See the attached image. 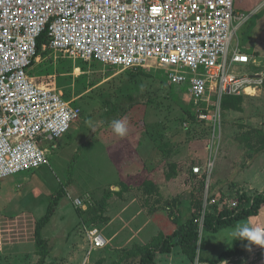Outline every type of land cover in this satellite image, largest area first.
I'll return each instance as SVG.
<instances>
[{
  "label": "rangeland",
  "instance_id": "374dc122",
  "mask_svg": "<svg viewBox=\"0 0 264 264\" xmlns=\"http://www.w3.org/2000/svg\"><path fill=\"white\" fill-rule=\"evenodd\" d=\"M235 8L246 18L230 56L237 45L249 46L255 59L251 67L233 70L264 72V0H236ZM29 73L38 84L63 92L80 112L65 136L41 144L50 166L3 180L0 212L7 246L0 264H38L37 225L57 199L54 216L41 231L52 250L46 264H142L150 252L154 264H206L200 260L244 248L226 235L244 221L216 233L205 230L201 220L205 211L217 219L223 206L239 200L236 187L264 188V85L256 96L244 93L241 103L234 98L232 104H241L242 112L225 109L222 102L220 130L211 122H196L187 88L171 85L153 63L121 70L51 51L42 52ZM113 118L127 119L126 136L112 133ZM120 144L133 146L138 155L133 160L129 152L120 156L121 174L106 150ZM221 158L227 163L220 164ZM196 167L205 172L195 174ZM138 176L141 181L134 179ZM215 176L219 180L211 184ZM142 178L150 181L148 188ZM123 183L129 185L124 192ZM76 199L88 210L77 209ZM192 225L199 233L194 262L181 245V235ZM92 226L108 240L100 250L91 251L87 230ZM166 239L174 246L171 254L161 252ZM221 264H264V249L244 248L242 256Z\"/></svg>",
  "mask_w": 264,
  "mask_h": 264
},
{
  "label": "built area",
  "instance_id": "2783aa9c",
  "mask_svg": "<svg viewBox=\"0 0 264 264\" xmlns=\"http://www.w3.org/2000/svg\"><path fill=\"white\" fill-rule=\"evenodd\" d=\"M235 2L0 0V198L4 179L50 166L41 144L65 136L79 116V108L63 92L30 76L43 35V53L68 52L75 60L121 70L156 64L171 85L187 88L196 120L220 129L223 98L264 85L262 71L233 70L235 65L249 68L255 59L249 46L237 45L230 56L246 18ZM194 173L201 174V167ZM74 203L87 210L82 199ZM238 206L237 200L229 209L237 211ZM6 234L0 212V254L7 246ZM87 237L91 251L106 246L96 226L87 230Z\"/></svg>",
  "mask_w": 264,
  "mask_h": 264
},
{
  "label": "trees",
  "instance_id": "16d2710c",
  "mask_svg": "<svg viewBox=\"0 0 264 264\" xmlns=\"http://www.w3.org/2000/svg\"><path fill=\"white\" fill-rule=\"evenodd\" d=\"M47 42V35H43L42 38L40 39L39 42V48H38V55L42 53V46ZM35 64V63H34ZM33 64V65H34ZM138 70V69H136ZM65 98H67L65 96ZM236 98L237 100L240 101L241 103V96H227L223 98V106L225 109L228 110H234L238 112H242V105L237 104L236 102L232 104V101ZM68 99V98H67ZM193 116H195L193 114ZM196 120V116H195ZM194 120V121H195ZM197 122V120H196ZM120 147L117 148L115 146L107 145V153L109 155L110 160L113 162L115 167L118 169L119 173L121 174L123 171V165L120 161L119 158L120 156H126L127 152L130 153V155H133L131 158L133 160L134 157H137V153L133 151V146H129V144H126V147H122L121 144L119 145ZM142 177V176H141ZM137 181H141L140 176L135 177ZM143 179V178H142ZM143 185H145L146 188L149 187V182L147 179L142 180ZM129 186V185H128ZM128 186L125 185V183L122 184V191H126ZM148 192V191H147ZM58 191L55 194V198L57 196ZM150 193V191H149ZM239 206L237 211L236 210H230L229 208H226L225 206L223 209L218 214L217 219L211 214L205 213L204 215V226L205 230L213 231V232H220L223 228L230 227L234 225L236 222L247 219L253 216H258L260 213V210L264 206V194L263 195H258L254 199L253 203H251V199L247 198L245 194H241L239 196ZM53 204L54 206L58 205V199L54 201V203H51L47 214L42 218L37 225V233H36V240H37V246L39 253L38 255L40 256V260L38 264H46V260L48 256L50 255L51 251L49 247V242L43 238L41 231L43 228H45L51 221L52 217L54 216V209H53ZM88 222V221H87ZM198 222V220H197ZM193 224V223H192ZM178 234L173 235V237H178ZM199 233L194 225L189 228V230L186 233H183L181 235V245L187 247V249L184 251L190 258L192 262L195 261L197 255H196V249H195V244L197 243ZM174 246L170 244L169 239H166L163 245V248L161 252L163 254H171L173 251ZM243 254L242 249H240L238 246L235 248L229 249L226 252L222 253L218 259L216 260H211V259H206L203 258L201 259V263H207V264H221L228 259L234 258L241 256ZM154 258L155 255L153 252H150L147 256V258L142 260V264H154Z\"/></svg>",
  "mask_w": 264,
  "mask_h": 264
},
{
  "label": "clouds",
  "instance_id": "9594fccd",
  "mask_svg": "<svg viewBox=\"0 0 264 264\" xmlns=\"http://www.w3.org/2000/svg\"><path fill=\"white\" fill-rule=\"evenodd\" d=\"M108 126L117 137H124L128 133V121L126 118H113ZM230 240H237L243 244L246 251H253L254 246L264 249V227L253 226L251 222L237 224L226 233Z\"/></svg>",
  "mask_w": 264,
  "mask_h": 264
},
{
  "label": "crops",
  "instance_id": "0c3cea01",
  "mask_svg": "<svg viewBox=\"0 0 264 264\" xmlns=\"http://www.w3.org/2000/svg\"><path fill=\"white\" fill-rule=\"evenodd\" d=\"M251 50H252V48H251ZM254 51H252V53H253ZM255 53V52H254ZM255 55V54H254ZM243 109V108H242ZM243 111V110H242ZM238 112V111H237ZM220 117H221V113H220ZM222 129V121H221V128H220V130ZM107 150V149H106ZM219 152H220V150L218 151V155H219ZM218 155H217V157H218ZM109 156V155H108ZM216 157V158H217ZM225 160V158H221V160H220V164H223V163H227V161H224ZM259 160V159H258ZM257 160V161H258ZM110 161V160H109ZM259 162V161H258ZM110 163H112V165L113 166H115L114 164H113V162L111 161ZM221 166V165H220ZM220 166H219V168H220ZM216 167V162L214 163V168ZM222 168V167H221ZM206 168H202L201 167V174H203L205 171ZM220 170V169H219ZM119 172V171H118ZM218 180H219V176H215V177H213V178H211V184H216L217 182H218ZM236 184V183H235ZM236 189L240 192V194H245V196L247 197V198H249V199H251V203H253V201H254V199L256 198V196H258V195H263L264 194V188L263 189H261L260 191H256V188H255V185L254 184H252V185H250L249 186V188H245V190H243L242 188H239V187H236ZM251 191V192H250ZM36 198H37V200L38 199H40V198H42V194L39 192V194H37L36 195ZM77 208V207H76ZM77 209H79V210H81L80 208H77ZM88 210V209H87ZM86 210V211H87ZM240 221H244V223H247V222H251L252 224H253V226H255V225H259V226H261V227H264V206L262 207V209L260 210V213H259V215L258 216H253V217H250V218H247V219H243V220H240ZM4 222H5V220H4ZM239 222V221H238ZM237 223V222H236ZM224 229V228H223ZM222 229V230H223ZM221 230V231H222ZM103 236H104V238L106 239V246L108 245V240H107V238H106V236L104 235V234H102ZM105 246V247H106ZM240 248V247H239ZM240 249H242V251H243V254H244V248L243 247H241ZM100 250V249H99ZM226 252V251H225ZM224 253V252H223ZM242 254V255H243ZM221 255V254H220ZM219 255V256H220ZM241 255V256H242ZM239 257V256H238ZM206 259H210V258H206ZM211 260H214V259H211ZM207 264V263H206Z\"/></svg>",
  "mask_w": 264,
  "mask_h": 264
},
{
  "label": "bare ground",
  "instance_id": "6f19581e",
  "mask_svg": "<svg viewBox=\"0 0 264 264\" xmlns=\"http://www.w3.org/2000/svg\"><path fill=\"white\" fill-rule=\"evenodd\" d=\"M257 93H258V91H256V90L248 89V94H249V95L256 96Z\"/></svg>",
  "mask_w": 264,
  "mask_h": 264
}]
</instances>
